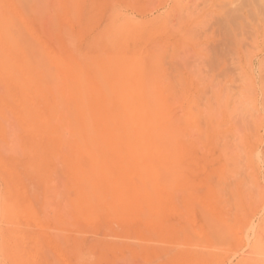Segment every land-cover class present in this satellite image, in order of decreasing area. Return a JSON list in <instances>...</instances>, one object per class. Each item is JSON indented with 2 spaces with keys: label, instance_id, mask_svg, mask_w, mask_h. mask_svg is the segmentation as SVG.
I'll list each match as a JSON object with an SVG mask.
<instances>
[{
  "label": "bare ground",
  "instance_id": "1",
  "mask_svg": "<svg viewBox=\"0 0 264 264\" xmlns=\"http://www.w3.org/2000/svg\"><path fill=\"white\" fill-rule=\"evenodd\" d=\"M168 2L0 0V223L49 219L68 178L85 217L139 203L144 264L171 228L172 264H264V0Z\"/></svg>",
  "mask_w": 264,
  "mask_h": 264
},
{
  "label": "rangeland",
  "instance_id": "2",
  "mask_svg": "<svg viewBox=\"0 0 264 264\" xmlns=\"http://www.w3.org/2000/svg\"><path fill=\"white\" fill-rule=\"evenodd\" d=\"M168 3L174 14L180 15L186 0H169ZM165 7L154 8V15L162 12ZM39 13L36 9L28 11L29 19L41 30L43 26ZM165 38V35H160L158 39ZM251 50L256 53L254 62L258 68V61L264 57V48L251 47ZM44 68L55 72V66L50 62ZM190 89L199 100L205 98V88L190 84ZM213 167L212 164H207L210 170ZM74 185L70 179L65 178L54 188L51 206L56 213L51 214L49 219L37 223L31 220L29 212H22L16 218L0 223V233L2 230H9L23 237L20 247L25 264H144V254L148 251L144 250L143 254L133 244L135 240L147 237L139 213V203H133L127 209L118 207L113 210L107 207L105 200L103 207L96 209L90 217H85V211L77 209L74 204ZM214 186L218 189L215 182ZM194 211L197 215L204 214V210L199 207ZM170 225L179 229L180 226L186 228L187 224H179L168 216L166 226ZM174 231L172 228L167 229L164 233L169 234L162 237L153 233V243H149L153 248V264H172L174 244L183 239L182 235H173ZM229 256L227 264H235L233 255Z\"/></svg>",
  "mask_w": 264,
  "mask_h": 264
}]
</instances>
